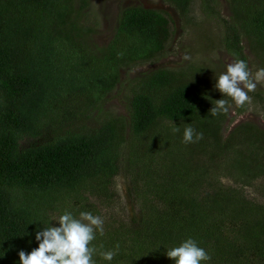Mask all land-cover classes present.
I'll list each match as a JSON object with an SVG mask.
<instances>
[{
	"label": "trees",
	"instance_id": "obj_1",
	"mask_svg": "<svg viewBox=\"0 0 264 264\" xmlns=\"http://www.w3.org/2000/svg\"><path fill=\"white\" fill-rule=\"evenodd\" d=\"M77 1L0 0V264H20L19 251L38 247L36 232L58 226L54 211L104 221L123 161L133 171L139 220L131 227L109 214L89 244L94 264H175L167 250L189 238L211 257L200 264H264V202L245 192L252 183L264 189V131L246 122L223 138L226 112H209L222 94L199 75L203 68L189 67L135 80L128 120L76 124L77 105L97 106L122 67L163 54L172 34L165 12L133 5L122 9L110 42L92 50L81 40L91 29L78 22L85 2ZM166 1L185 15L194 0ZM230 1L242 31L227 27L226 49L246 62L244 33L264 68V0ZM189 125L203 138L185 144ZM49 129L46 140L20 145ZM117 244L111 261L99 254Z\"/></svg>",
	"mask_w": 264,
	"mask_h": 264
},
{
	"label": "rangeland",
	"instance_id": "obj_2",
	"mask_svg": "<svg viewBox=\"0 0 264 264\" xmlns=\"http://www.w3.org/2000/svg\"><path fill=\"white\" fill-rule=\"evenodd\" d=\"M82 2V0H78L77 6ZM84 2L85 5L77 20L80 25L90 27V33L85 37L82 36L81 40L87 42V47L92 50H95V47L102 48L110 42L120 13L123 8L128 6L140 5L162 10L170 20L172 34L163 54L148 61H140L122 67L120 82L111 92L107 93L101 103H97V106L77 105L78 109L74 120L78 125L96 126L100 123V119L106 115H122L128 120L132 84L150 70L189 67L193 74L195 69L203 68L204 73L199 75H203V78H206L213 86L216 83V78L226 71L227 65L238 60L226 49L224 44L226 29L230 24H233L238 32L242 31V20L237 19L234 15L230 0H207V6L203 5V0H194L185 15L166 0H84ZM241 34L242 51L246 55V63L249 69L255 73L256 70L263 68V61L249 48L248 39L244 33ZM248 95L251 97V101L241 107H237L230 98L222 96L223 99L229 100L230 105L221 125L223 138H227L237 126L246 122L264 131V85H258L256 90L249 92ZM217 96H219V90ZM49 131L50 129L45 130L38 137L22 136L20 145L24 147L40 143L49 137V133H47ZM123 152H125L124 157L128 158L126 148L123 149ZM132 175L133 171L123 161L120 174L114 178L115 201L111 203L108 213L104 216V224H108V219H111L108 218V215L112 213L119 220L123 219L127 225L136 226L139 220L140 205L137 195L134 194L130 185ZM213 177H217L220 182L235 184L227 173L217 176L214 172ZM257 185L252 183L251 186L245 187V192L252 198H258L264 202V197L260 195ZM259 187L264 190L262 186ZM65 205L62 207L63 210H65ZM102 212L106 211L102 210ZM51 218L59 226V217L56 211L51 213ZM116 221L119 223L118 220Z\"/></svg>",
	"mask_w": 264,
	"mask_h": 264
},
{
	"label": "clouds",
	"instance_id": "obj_3",
	"mask_svg": "<svg viewBox=\"0 0 264 264\" xmlns=\"http://www.w3.org/2000/svg\"><path fill=\"white\" fill-rule=\"evenodd\" d=\"M187 59V57H186ZM258 85H264V68L253 73L244 60H236L227 65L226 71L216 78L215 88L222 96L230 98L237 107L251 101L249 92H254ZM228 99L216 100V104L209 110L212 116L221 111H227ZM178 132L179 128H174ZM203 138L202 132L190 125L184 129L182 143H195ZM59 226L44 227L37 231L35 239L38 247L31 252L19 251L20 264H94L93 253L97 250L89 247L95 239L96 231L104 234V221L90 212H81L75 218L71 212L65 211L58 218ZM119 251V244L115 250L100 252L103 259L111 261ZM166 255L175 261V264H200L210 260V255L191 238L179 246L168 249Z\"/></svg>",
	"mask_w": 264,
	"mask_h": 264
}]
</instances>
